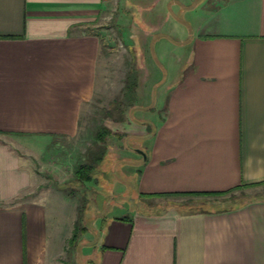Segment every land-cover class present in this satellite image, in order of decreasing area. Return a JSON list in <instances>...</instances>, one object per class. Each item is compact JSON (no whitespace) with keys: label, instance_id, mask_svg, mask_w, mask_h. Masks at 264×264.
<instances>
[{"label":"crops","instance_id":"0c3cea01","mask_svg":"<svg viewBox=\"0 0 264 264\" xmlns=\"http://www.w3.org/2000/svg\"><path fill=\"white\" fill-rule=\"evenodd\" d=\"M165 5L122 0L119 25L147 30L137 98L151 82L152 116L131 131L136 208L101 215L84 248L92 264H264V196L231 201L264 189V0ZM111 14L109 0H0V264L63 260Z\"/></svg>","mask_w":264,"mask_h":264},{"label":"rangeland","instance_id":"374dc122","mask_svg":"<svg viewBox=\"0 0 264 264\" xmlns=\"http://www.w3.org/2000/svg\"><path fill=\"white\" fill-rule=\"evenodd\" d=\"M109 1L113 6V17L111 14L98 28L103 39L101 63L104 65L105 74L99 80L101 86L98 96L86 113L91 117L90 122L83 125L84 132L88 137L83 142V148L97 144L98 141L99 144L96 145L97 147H92L86 157H81L80 162L73 159L78 162L73 166L72 173L76 169L79 170L81 163L93 166V170L90 171L92 182L84 180L83 186H80L79 183L75 186L72 182L65 184L66 192L76 197L79 210L74 232L70 240L66 242L67 250L62 257L61 264H92L96 260L94 250H86L84 245L89 244L86 239L92 241L96 238V229H100L101 226L99 217L106 212H109L108 215L111 217L126 215L129 212L128 209H134L137 206L135 201L138 168L135 158L139 152H142V147H140L139 136L132 135L131 131L138 128L135 125L137 123H133V120L136 122L137 118L147 119L152 116L149 110L147 112L139 107L145 104L150 105L154 94V88L152 89L150 82L148 86L145 85L144 94L148 96L147 100L137 98L139 88L144 87L142 83L145 74L140 54L143 53L142 41L145 39L147 30L143 27L144 23L141 28H122L117 20L122 0ZM168 1L149 0L155 4L154 13L156 14L166 6ZM135 9L133 13H135ZM179 9L178 5L176 10ZM181 18L180 15L179 19ZM134 111H140L139 114H135L136 118L132 117ZM159 115L161 117L162 112H159ZM104 128L112 130L116 135L109 133L99 139V132ZM12 143L17 144V142ZM262 196H264L263 188L245 190L232 196L231 201L233 203L250 201ZM76 227H78L77 238L75 246H73L74 243H71V240L76 232ZM69 232L68 234H70ZM79 240L81 244H79Z\"/></svg>","mask_w":264,"mask_h":264},{"label":"trees","instance_id":"16d2710c","mask_svg":"<svg viewBox=\"0 0 264 264\" xmlns=\"http://www.w3.org/2000/svg\"><path fill=\"white\" fill-rule=\"evenodd\" d=\"M111 133L110 130H108L107 128H104L103 130H101L99 132V139L101 138H104L105 135ZM91 169L93 170V166L92 165H89V164H86V165H82L80 166L79 170L77 171V176L78 178L81 180V181H91L92 180V175H90V171ZM75 234L73 235V238L71 240V243H74L76 238H77V231H78V227H76V230H75Z\"/></svg>","mask_w":264,"mask_h":264},{"label":"water","instance_id":"95a60500","mask_svg":"<svg viewBox=\"0 0 264 264\" xmlns=\"http://www.w3.org/2000/svg\"><path fill=\"white\" fill-rule=\"evenodd\" d=\"M141 154H143L145 156V154L143 152H140Z\"/></svg>","mask_w":264,"mask_h":264}]
</instances>
